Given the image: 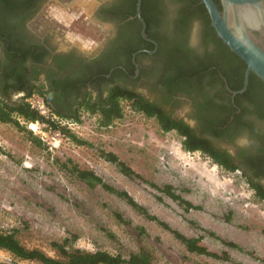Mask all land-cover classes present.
<instances>
[{
    "label": "rangeland",
    "instance_id": "rangeland-1",
    "mask_svg": "<svg viewBox=\"0 0 264 264\" xmlns=\"http://www.w3.org/2000/svg\"><path fill=\"white\" fill-rule=\"evenodd\" d=\"M74 1L53 3L48 16L57 20L52 24L54 32L69 29L66 40L84 49L91 31L98 33L95 22L88 19L95 4L93 0ZM40 18L38 27H33L36 32L45 31V12ZM103 26L104 30L108 27ZM147 96L155 98L150 90ZM121 107L122 118L108 127L99 126V116L86 111L66 118L50 112L48 119L89 144L82 146L59 131H46L47 125L33 131L31 123L18 118L41 140L43 145L38 147L26 132L0 122V231H15L24 247L55 258L59 255L51 244L67 239L71 248L124 258L146 252L152 264H264V204L254 197L241 170L227 172L200 152H184L175 132L163 134L154 119L133 112L127 102H121ZM172 112L177 118L185 117L183 110ZM76 115L77 120L70 118ZM102 151L114 153L143 180L158 187L171 185L196 209L186 211L143 180L126 178L103 159ZM68 160L126 191L171 229L201 238L200 244L211 252H226L228 261L188 252L156 221L99 186L88 188L64 170L60 164ZM0 262L38 264L19 261L2 250Z\"/></svg>",
    "mask_w": 264,
    "mask_h": 264
},
{
    "label": "flooded vegetation",
    "instance_id": "flooded-vegetation-1",
    "mask_svg": "<svg viewBox=\"0 0 264 264\" xmlns=\"http://www.w3.org/2000/svg\"><path fill=\"white\" fill-rule=\"evenodd\" d=\"M72 1L0 0L1 101L15 104L40 87L50 111L68 116L84 111L86 101L104 99L112 87H125L164 101L166 110H183L185 117L178 118L197 134L211 127L203 136L264 186V92L249 75L245 91L238 93L244 73L241 89L230 86L238 79L236 66L224 61L210 23L202 27L198 4L180 16L182 4L178 9L174 0H149L150 24L143 36L137 0L133 15L134 0H93L88 19L98 33L91 31L82 49L66 40L68 28L54 32L57 20L48 16L53 3ZM44 12L45 31L36 32Z\"/></svg>",
    "mask_w": 264,
    "mask_h": 264
},
{
    "label": "trees",
    "instance_id": "trees-1",
    "mask_svg": "<svg viewBox=\"0 0 264 264\" xmlns=\"http://www.w3.org/2000/svg\"><path fill=\"white\" fill-rule=\"evenodd\" d=\"M160 0H156L157 4ZM177 4L178 9L180 5L183 7L179 11V15L182 16L183 13H190L189 8L193 4H198L196 8L200 12L202 27L205 29L210 23L209 16L203 4H200V0H174ZM220 9L219 1L214 0ZM135 0L134 5L130 8V14H135ZM149 0H142L141 14L145 23L149 26L150 21L148 19ZM213 37L214 32L212 31ZM217 45L221 49V53L224 57V61L228 63H233L236 66V85L230 86L234 90H239L242 88L243 73L246 68L245 64L238 58L234 53H232L227 46H225L221 40H218ZM224 67V66H223ZM198 73L194 69V74ZM227 78V73L222 72ZM256 76L250 73V81H257ZM260 81V80H259ZM257 81L260 86V90L264 92V84ZM169 93L172 92V88L167 89ZM38 95L45 99L44 92L39 88H32L20 101L15 104H8L0 100V122L12 124L19 131L27 133V137L30 142L38 147H42L43 143L41 140L33 136L31 132L27 131L24 126H22L18 118H22L28 124L43 123L47 125L46 131H59L63 136L70 139L77 146L89 145L84 140L78 138L74 133L70 132L65 127H60L56 122L51 119H46L39 115L36 111L31 109L30 105L26 102V99L30 98L32 95ZM121 102H127L131 110L135 113L142 114L148 119H154L157 123L159 130L163 133L175 132L179 137H181V149L187 153L200 152L211 160V162L218 166L219 168L227 172H235L240 170L239 166L234 164V160L231 155L219 149L214 145L208 138L203 135L206 130H211L208 128L202 130L201 133L197 134L193 128H191L182 119L174 116L172 109L166 110L164 105L165 102H153L145 98L139 93H134L131 90L126 89L121 86L112 87L104 99H99L97 103H90L86 101L83 105V110L89 112L90 114H97L99 116V126L108 127L114 121L119 120L123 116V110L121 107ZM53 114L61 118H66V116L60 115L58 112L52 110ZM78 114V113H76ZM78 115L71 116V119L77 120ZM103 159L111 164H113L119 173L128 179H141L143 178L135 173L128 165L121 161L112 152H101ZM60 166L66 170L68 173L73 175L80 182L84 183L88 188L94 189L96 187L102 188L107 193L125 201L131 208L135 211L141 213L147 219L156 221L161 227L169 231L190 253H195L198 255H204L216 260L228 261V254L224 252L222 255L215 252L209 251L206 247L200 244L201 238H189L178 231L171 229L164 222H160L155 216L150 215L147 210L140 206L126 191L117 190L113 186L106 183L101 177L96 175L91 170L81 169L78 165L68 160L67 163H61ZM242 173V172H241ZM242 175L247 180V183L251 190L253 191L254 197L264 204V186L256 182L253 177H249L244 172ZM145 183L149 184L151 188H154L158 192L166 195L170 199L177 201L181 206L185 207V210L196 209L189 201L182 198L180 195L175 193L173 187L169 184L163 187H158L157 185L143 180ZM120 218V216H118ZM69 241L65 239L61 243L53 242L51 244L52 248L58 253L59 258L51 257L45 254L39 249H27L24 247L16 237L15 231L2 232L0 231V250L7 252L12 257L19 261L24 262H36L38 264H152L151 256L146 252H140L138 254H131L128 258H124L119 254H110L106 251H82L79 249H74L69 246ZM226 246L233 248H239L236 244L232 242H223ZM0 264H8L5 262H0Z\"/></svg>",
    "mask_w": 264,
    "mask_h": 264
},
{
    "label": "water",
    "instance_id": "water-1",
    "mask_svg": "<svg viewBox=\"0 0 264 264\" xmlns=\"http://www.w3.org/2000/svg\"><path fill=\"white\" fill-rule=\"evenodd\" d=\"M208 13L216 36L245 64L243 93L250 73L264 84V0H200ZM142 0H137L136 16L145 36L146 24L141 17Z\"/></svg>",
    "mask_w": 264,
    "mask_h": 264
},
{
    "label": "built area",
    "instance_id": "built-area-1",
    "mask_svg": "<svg viewBox=\"0 0 264 264\" xmlns=\"http://www.w3.org/2000/svg\"><path fill=\"white\" fill-rule=\"evenodd\" d=\"M26 102L30 105L31 109L36 111L39 115L43 116L44 118L48 119L50 114V108L45 102L43 97H40L36 94L32 95L30 98L26 99ZM36 127H44L45 124L35 123Z\"/></svg>",
    "mask_w": 264,
    "mask_h": 264
},
{
    "label": "bare ground",
    "instance_id": "bare-ground-1",
    "mask_svg": "<svg viewBox=\"0 0 264 264\" xmlns=\"http://www.w3.org/2000/svg\"><path fill=\"white\" fill-rule=\"evenodd\" d=\"M30 128L31 130L35 131L37 129L36 124H31Z\"/></svg>",
    "mask_w": 264,
    "mask_h": 264
}]
</instances>
